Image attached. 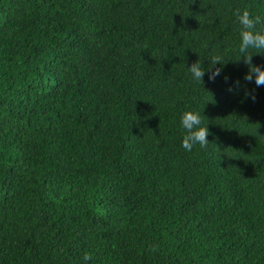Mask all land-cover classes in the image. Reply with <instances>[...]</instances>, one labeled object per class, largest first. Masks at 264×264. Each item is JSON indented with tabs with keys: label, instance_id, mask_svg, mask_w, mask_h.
<instances>
[{
	"label": "trees",
	"instance_id": "trees-1",
	"mask_svg": "<svg viewBox=\"0 0 264 264\" xmlns=\"http://www.w3.org/2000/svg\"><path fill=\"white\" fill-rule=\"evenodd\" d=\"M244 8L264 17V0H0V264H264ZM218 52L221 75L193 80ZM185 111L205 148L182 147Z\"/></svg>",
	"mask_w": 264,
	"mask_h": 264
},
{
	"label": "clouds",
	"instance_id": "clouds-1",
	"mask_svg": "<svg viewBox=\"0 0 264 264\" xmlns=\"http://www.w3.org/2000/svg\"><path fill=\"white\" fill-rule=\"evenodd\" d=\"M240 25V44L239 53L240 58L243 57V63L247 65L248 72L245 75V81L252 82L253 79L257 87L264 86V68L259 65L253 64V56L258 54H264V30H258L257 26L264 24V17L260 15H254L248 8L243 10L237 9L233 13ZM255 49L256 54H252L249 50ZM211 66L205 70L201 66L199 60L192 63L188 67L193 80L203 83V77L205 72H209V80L215 81L216 77L221 75L223 67L227 64L224 61V57L219 52L211 57ZM217 64L220 67H215ZM227 79V77H225ZM239 81H237V84ZM231 91V89H229ZM246 97L251 96L254 100V93H245ZM180 124L182 129L185 131V135L182 140V147L191 152L196 145L201 148H205L209 140L207 139L209 135V130L207 126L202 125L201 115L198 112L185 111L180 117ZM160 245L155 244L150 246V250L155 252L159 250ZM84 261L87 262L92 259L91 255L85 253L83 257Z\"/></svg>",
	"mask_w": 264,
	"mask_h": 264
}]
</instances>
